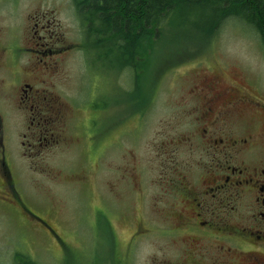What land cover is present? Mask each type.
<instances>
[{"label":"flooded vegetation","instance_id":"af4514ba","mask_svg":"<svg viewBox=\"0 0 264 264\" xmlns=\"http://www.w3.org/2000/svg\"><path fill=\"white\" fill-rule=\"evenodd\" d=\"M37 27L24 28L29 36L20 28L13 44L7 43L13 39L10 28L0 34V188L6 197L0 200L31 216L16 175L28 154L37 166L45 153L68 144L70 115L56 92L63 59L78 52L84 71L118 67L97 56L93 28H84L85 40L71 46L56 28L48 31L58 40L41 43ZM38 47L48 49L53 60L41 61L45 53ZM28 54L42 64L25 63ZM210 64L200 60L184 72H196L181 105L184 123L162 131L145 153L134 149L131 173L122 172L119 179L123 191L130 186L143 208L129 249L134 253L139 246L153 247L154 264H264V90L254 81L229 80L227 64ZM130 74L132 112L145 119L154 98ZM10 110L23 114L20 142L4 123ZM140 122L144 125L136 119L135 128ZM167 252L172 258H166ZM159 255L164 259L157 260ZM129 261L120 259L122 264Z\"/></svg>","mask_w":264,"mask_h":264},{"label":"rangeland","instance_id":"374dc122","mask_svg":"<svg viewBox=\"0 0 264 264\" xmlns=\"http://www.w3.org/2000/svg\"><path fill=\"white\" fill-rule=\"evenodd\" d=\"M35 24L41 43L58 40L57 35L52 39L48 28H56L66 45L78 46L85 40L73 0H0V34H5L3 28H10L13 39L11 42L9 37L8 44L16 42L20 28L22 35L29 36L30 30L24 28H34ZM169 28L167 40L153 54L139 83L142 92L147 89L154 98L145 119L133 115L134 96L131 83H127L131 80L127 69L84 71L78 52L63 59L56 92L70 115L68 144L45 153L37 166L29 154L20 161L17 186L32 216L21 207L12 211L0 200V264H15L16 254L37 264H122L121 258H128L127 264H154L153 247L139 246L134 253L129 249L143 212L131 187H126L125 193L119 184L122 172L131 173L132 152L145 153L162 131L184 123L179 115L181 105L196 73L184 72L194 62L227 64L229 80L254 81L264 90V44L248 24L228 19L211 48L193 46L191 51L177 52L173 51L196 41L197 33L187 40L181 37L184 28ZM38 49L45 53L40 55L41 61L53 60L48 49ZM159 52L163 57L156 59ZM31 59L28 54L25 63L42 64L39 57ZM13 97L17 98V93ZM6 114L4 123L20 142L23 114L15 110ZM136 119L144 120V125L140 122L135 128ZM136 143L139 145L134 147ZM1 191L0 198L5 199ZM155 258L164 259L161 255ZM166 258L172 254L167 252Z\"/></svg>","mask_w":264,"mask_h":264},{"label":"trees","instance_id":"16d2710c","mask_svg":"<svg viewBox=\"0 0 264 264\" xmlns=\"http://www.w3.org/2000/svg\"><path fill=\"white\" fill-rule=\"evenodd\" d=\"M83 28H93L97 56L110 66L127 69L138 78L146 76L152 56L168 38L169 27L184 28L181 37L196 41L181 49L206 50L216 41L226 20L235 18L254 29L264 44V0H73ZM86 30V34L88 31ZM97 32V33H95ZM97 37V38H94ZM206 48V49H205ZM162 49V48H161ZM163 57L161 52L157 55ZM143 61V62H142ZM109 66V65H108ZM145 72L140 74L141 72ZM133 96V94H131ZM15 264H37L16 254Z\"/></svg>","mask_w":264,"mask_h":264}]
</instances>
